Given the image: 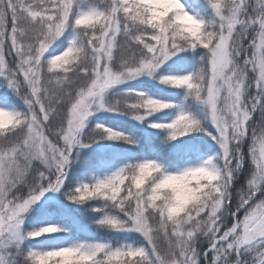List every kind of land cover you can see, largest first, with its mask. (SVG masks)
Here are the masks:
<instances>
[{"label": "snow or ice", "instance_id": "snow-or-ice-1", "mask_svg": "<svg viewBox=\"0 0 264 264\" xmlns=\"http://www.w3.org/2000/svg\"><path fill=\"white\" fill-rule=\"evenodd\" d=\"M0 264H264V0H0Z\"/></svg>", "mask_w": 264, "mask_h": 264}, {"label": "trees", "instance_id": "trees-1", "mask_svg": "<svg viewBox=\"0 0 264 264\" xmlns=\"http://www.w3.org/2000/svg\"><path fill=\"white\" fill-rule=\"evenodd\" d=\"M127 86L135 87L138 85L133 83L132 85H127ZM101 116H102V119L105 120L110 125L124 128V129H128L131 127L129 121L125 118H119V117L111 116L108 114H101ZM257 119H259L258 114H257ZM77 231L81 236L88 237L90 235H93L94 232H93L92 220L87 216L79 217L77 220Z\"/></svg>", "mask_w": 264, "mask_h": 264}]
</instances>
